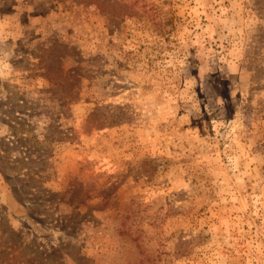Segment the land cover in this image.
Segmentation results:
<instances>
[{
	"label": "rangeland",
	"instance_id": "374dc122",
	"mask_svg": "<svg viewBox=\"0 0 264 264\" xmlns=\"http://www.w3.org/2000/svg\"><path fill=\"white\" fill-rule=\"evenodd\" d=\"M0 264H264V0H0Z\"/></svg>",
	"mask_w": 264,
	"mask_h": 264
}]
</instances>
